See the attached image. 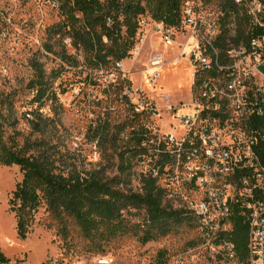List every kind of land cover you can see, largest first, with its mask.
I'll use <instances>...</instances> for the list:
<instances>
[{"label":"trees","instance_id":"16d2710c","mask_svg":"<svg viewBox=\"0 0 264 264\" xmlns=\"http://www.w3.org/2000/svg\"><path fill=\"white\" fill-rule=\"evenodd\" d=\"M51 1L56 4L59 18L46 32L48 37L57 39L56 43L48 41L43 47L60 63L57 69L47 73L42 62L36 58L31 60L33 74L25 87L32 92L29 103L35 106L28 111L32 117H26L30 133L23 136L20 143L14 92L0 93V164L17 165L22 174L8 198L17 236L26 237L41 204L57 222V233L61 236L68 233L71 220L87 237L105 238L129 230L146 242L173 232L184 221L197 219L192 210L174 207L167 198L166 189L157 183L165 167L171 166L176 158L168 150V144L158 139L135 115L111 127L108 120L91 127L89 136L95 141L101 159L93 168L79 167L74 154L61 148L60 109L53 81L69 68L76 70L78 76L85 72L83 79L97 75L100 70L115 68L118 62L131 55L143 16L173 30L182 29L188 5L205 10L206 5L213 4L218 8L215 13L220 38L229 36L226 24L233 16L235 34L230 39L235 44L245 43L250 30L242 9L233 0ZM65 38L75 54L63 43ZM45 102H49L53 116L42 114ZM126 128L127 135L120 138V131ZM33 134L36 135L32 137ZM144 158H150L151 165L138 174L139 185L132 188L135 160ZM140 211H143L142 223L131 225L128 216ZM228 221L229 227L219 231L215 242L231 243L233 259L244 264L247 219L235 202L230 203ZM0 264L25 263L21 259L10 261L0 250ZM148 264H167L165 249H159Z\"/></svg>","mask_w":264,"mask_h":264},{"label":"rangeland","instance_id":"374dc122","mask_svg":"<svg viewBox=\"0 0 264 264\" xmlns=\"http://www.w3.org/2000/svg\"><path fill=\"white\" fill-rule=\"evenodd\" d=\"M205 8L208 12L218 9L213 4ZM58 18L56 4L51 0H0V93L14 92L19 116L16 129L21 134L17 136L18 143L30 133L26 117H32L28 111L35 106L29 103L32 92L25 87L33 74L31 60L42 62L47 73L59 67V59L43 47L48 41L56 43L57 38L48 37L46 29ZM140 23L131 55L115 68L100 70L85 79V72L78 76L76 70L69 68L53 81L60 109L61 148L70 150L83 169L95 167L101 159L95 141L89 136L91 127L99 121L108 120L111 127L135 115L158 139L166 134L179 139L183 132L181 113L191 110L190 102L196 97L189 63L193 39L188 37V28H178L173 30L172 44L166 46L156 31L155 25L160 23L147 15ZM226 25L228 33H232L233 16ZM63 43L71 53H76L69 47L67 38ZM156 53L161 54L162 61L154 66L151 60ZM153 71L159 73L155 80L150 78ZM41 111L43 115L53 116L49 102L44 103ZM127 130H121L119 137L124 138ZM149 160H135L132 188L139 185L138 174L150 167ZM21 176L17 165L0 164V250L12 262L21 259L25 264H148L159 249H165L167 264H239L236 259L226 257L221 247L204 243L194 217L182 222L173 232L146 242L129 230L105 238L87 237L71 220L68 233L61 236L57 233V222L41 204L26 237L19 238L8 198ZM186 177L185 167L177 161L166 166L158 177L157 183L166 189L174 207L189 209L190 203L203 196L202 188ZM142 218L143 211L128 216L131 225H140Z\"/></svg>","mask_w":264,"mask_h":264},{"label":"built area","instance_id":"2783aa9c","mask_svg":"<svg viewBox=\"0 0 264 264\" xmlns=\"http://www.w3.org/2000/svg\"><path fill=\"white\" fill-rule=\"evenodd\" d=\"M233 2L250 30L245 43L231 41L235 28L220 38L217 13L185 8L182 27L193 39L189 63L196 97L191 110L181 113V137L166 134L162 140L171 144L168 150L185 167L187 180L202 188V198L189 209L204 243L233 258L232 244L215 239L230 225V203L235 202L247 219L244 264H264V1ZM155 27L164 45H171L173 29ZM161 61L156 53L151 64ZM158 76L153 71L150 78Z\"/></svg>","mask_w":264,"mask_h":264}]
</instances>
